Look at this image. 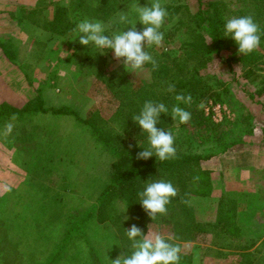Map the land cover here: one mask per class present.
<instances>
[{"label":"rangeland","instance_id":"374dc122","mask_svg":"<svg viewBox=\"0 0 264 264\" xmlns=\"http://www.w3.org/2000/svg\"><path fill=\"white\" fill-rule=\"evenodd\" d=\"M59 1L64 4L69 2ZM118 1L119 9L104 22L110 35L131 27L118 23L121 13H126L129 20L134 21L135 7L150 5L152 2ZM181 1L188 3L190 9L196 11L197 3L194 0ZM48 2L49 0H39L32 5L41 7ZM162 2L165 4L166 1ZM262 3V0H209L202 8H206L205 15H211L217 10L224 23L231 17L246 16L261 10ZM239 9L248 12L244 15L235 13ZM22 10L11 0H0V103L20 106L30 100H41L45 107L64 103L81 116L88 115L92 110L96 111L105 129L121 131V120L114 114L118 109V99L112 97L96 76L97 64L91 65L83 50L73 48L76 33L56 34L31 24L23 18ZM177 16L178 14L169 21L172 23ZM255 22L259 25V21ZM136 28H143L138 20ZM223 34L224 32L222 36ZM204 37L210 51L200 73L207 77L211 88L202 97L198 95L195 102L192 100L190 105L186 104V110L191 112V120L187 124L173 121L177 152L184 150L189 144L192 154L203 157L199 161H191L189 167L196 169L200 166L199 169L204 171L205 177L202 181L210 184L211 188L203 196H189L191 213L187 212L185 221L194 229L196 237L193 240L178 239L175 232L180 236L186 235L182 228L178 231L173 229L171 223L155 219L143 223V232H159L166 237H173L171 242L181 247V258H187L185 264H239L240 251L243 249L256 254L253 261L257 262L264 255V244L260 243L264 238V91L257 93L263 84L260 78L264 75V41L256 49V61L250 64L249 59H253L252 57H230L231 52L236 50L228 44L230 36L224 37L218 47L206 32ZM194 38L193 32L183 27L176 32L171 43L146 47V51L153 55L161 50L178 48L183 40ZM98 50L103 52L106 59L105 64L100 66L103 69L102 74L114 75L117 81L124 77L134 83L149 81L151 67L148 64L133 73L123 65L122 60L113 58L111 49ZM6 52L15 56L16 63L6 58ZM250 67L261 77L252 80V76H246L245 72ZM48 113L29 117L38 125L36 139L23 144L32 147L29 152L39 162L37 170H42L50 183L55 182L53 184L58 190L57 198L71 196L76 199L68 207L63 208V202L58 204L56 200L52 208H47L44 212L33 208L28 214L18 203L11 202L7 207L0 204V264H36L50 255L57 248L65 216L79 206L87 207L96 202L114 160L109 152L90 137L89 127L80 124L74 116ZM26 122L25 119L21 124L25 125ZM130 140L129 137L127 142ZM76 143H81L84 157L62 160L64 167L69 166L66 170L67 182L63 183L61 170L56 169L60 166V161L55 160L62 155V148ZM16 144L20 145V142ZM96 148L100 150L99 154L96 152L92 156L91 152L96 151ZM18 150L15 147H6L0 139V194L7 191L5 188L19 186L18 181L14 180L17 177L15 173L18 172L16 163L21 169L23 164L19 162L23 163L24 160H29L34 165L32 158H28L29 152L20 153ZM11 155L13 163L10 161ZM77 155H80L79 151ZM1 160L6 162L3 164ZM98 168H101V176L93 178L98 171L93 172ZM23 170L21 177L24 175ZM2 172L7 175L3 177ZM2 177L7 179L3 180ZM66 184L69 188H66ZM190 185L196 187L193 182ZM221 196L232 201L228 214L234 225L228 228L226 234L218 232V227L211 225L217 223L216 210ZM205 197L210 202L214 200L215 209L209 207ZM33 199L34 197L31 201ZM115 206L122 219L125 216L129 218L127 209L121 213L125 207L123 201H117ZM25 207L27 210V204ZM22 219V224L27 221L31 226L15 225ZM34 223L46 230L36 233L33 230ZM199 223L210 224L204 226L208 232L199 231ZM29 228L32 230L28 232ZM116 229L110 218L104 221L93 220L86 229L92 247L85 246L82 238L72 240L58 264H99V261L104 264L103 258L113 256L115 251L116 244L110 243L106 238L109 235L114 236L121 253H124ZM37 235L42 237L38 242L47 240L50 243L49 246L43 244L45 249L41 253L32 246ZM27 245H30L31 251ZM94 254L95 257H92Z\"/></svg>","mask_w":264,"mask_h":264},{"label":"trees","instance_id":"16d2710c","mask_svg":"<svg viewBox=\"0 0 264 264\" xmlns=\"http://www.w3.org/2000/svg\"><path fill=\"white\" fill-rule=\"evenodd\" d=\"M11 1L23 9V18L31 24L40 26L56 34L76 33L77 37L73 48L83 50L91 65L97 64L98 72L96 76L104 83L112 97L118 99V109L114 114L121 120V131L114 132L104 128L99 115L93 110L88 115L81 116L73 108L64 103L49 107H45L41 100H30L20 106L6 102L0 103V139L6 147H15L17 150L20 149L18 150L20 153H27L29 145L26 144L30 140L36 139L35 132L38 128V125L32 122V117H29L34 114L49 112L53 115L74 116L80 124L89 127L88 133L90 137L114 157V160L110 164L108 177L101 186L96 202L87 207L79 206L65 216L57 248L53 249L50 255L43 257L44 259L36 264H58L68 244L75 239L82 238L85 246L92 247L87 238V227H89L93 220L104 221L109 218L112 224L117 227L120 245H122L124 253L129 254L131 241L126 236V230L135 224L143 232V223L151 220L142 208L137 193L143 190L147 182L155 180L171 181L173 186L178 189L177 197L173 198L171 203L167 205V214L164 216L158 215L155 220L171 223L173 229L178 231L182 228L186 235L180 236L175 232L176 238L193 240L196 237V232H193L194 229H191V225L185 221L187 212L191 213L189 196L191 194L203 196L208 194L211 188L209 187L210 184L202 181L205 177L204 171L199 169L200 166L193 169L189 167V163L191 161H199L203 157L200 154H192L189 151V144H187L184 150L177 152L174 159L160 161L155 156L146 160L137 159V153L148 147V134L141 131L140 126L132 120V117L140 112L142 105L147 100L163 102L168 106L169 111H171L172 106L177 104V101L174 99L176 94H190L193 102H195L198 95L202 97L211 88L207 77H203L200 69L205 67L210 51L204 37V32L212 38L217 47L225 37L222 36L225 22L223 23L220 20L219 12L216 10L211 15H205L206 8H202V6L207 5L209 0H194L197 3L196 11L191 10L189 4L181 0H164L166 1L164 6L169 15L162 28V31H164L163 43H171L174 40L176 32L183 27L191 30L195 38L194 40H183L178 48H170L154 53L152 56L157 61L158 66L153 69L152 65L148 64L151 67L149 81L134 83L127 77L117 81L114 75L102 74L103 69L100 66L105 64V57L94 45H81L78 42L79 34L75 31L76 25L85 19L99 20L104 23L119 9L120 4L118 0H69L67 4L61 3L59 0H49L47 4L41 7L32 5L34 1L36 3L39 0ZM262 1L261 10L248 14L253 17L254 21H259L260 44L264 41V0ZM124 2L128 3L129 0H124ZM28 5L30 6L28 7ZM246 12L248 11L243 9L235 11V13L242 15ZM176 14H178V18L171 23L169 20L173 19ZM106 34L110 35L108 29ZM228 44L236 49L231 52L230 57L241 56L237 51L238 45L231 37L228 38ZM3 51L5 50L3 49ZM256 51L246 55L253 58L249 59L250 64L256 61ZM5 56L12 63H16L13 54L6 52ZM245 73L246 76H252L250 78L252 80L261 77L251 67ZM260 80L263 84L257 93L264 91V75ZM168 84L175 85L176 91L174 93L166 90ZM179 106L184 109L188 108L183 103ZM13 114L17 117L15 121H12L15 127L10 135L5 136L2 134L4 126L10 122ZM25 119L27 121L25 125L21 124ZM159 119L157 127L175 133L174 120H172L170 114L166 115L162 113ZM129 137L131 140L127 142ZM19 142L20 145H17L16 143ZM99 151L96 148V151H92L91 155L95 156L96 152L99 154ZM30 156H32L31 153ZM60 160L61 158L59 157ZM100 169L94 170L93 173L96 171L98 173L94 174L93 178L95 176L100 178ZM190 182L195 183L196 187L190 185ZM119 200L123 201L124 205L127 206V210L130 213L128 219H122L120 214L115 210V203ZM231 203V200L223 198V196L219 199L215 218L217 223L211 225L218 227V232L220 233H228V228L234 225L231 216L228 214L232 208ZM179 215L180 217H178ZM205 225L210 224H197L198 230L208 232L204 227ZM260 243L264 244V238ZM254 256L256 254L250 250L246 251V249H243V251H240L239 264H264V255L257 262L253 261ZM92 257H95V254ZM186 261L187 258H181L180 264H185L184 262Z\"/></svg>","mask_w":264,"mask_h":264},{"label":"clouds","instance_id":"9594fccd","mask_svg":"<svg viewBox=\"0 0 264 264\" xmlns=\"http://www.w3.org/2000/svg\"><path fill=\"white\" fill-rule=\"evenodd\" d=\"M67 2V0H66ZM136 19L129 20L126 13H121L118 23L131 25L126 31H118L112 35L106 34L107 27L102 21L85 19L76 25L75 31L78 35V42L81 45H94L98 49H111L113 58L121 61L131 72L141 70L146 64H151L155 69L157 61L146 51L153 46L159 47L164 41V31L166 18L169 13L162 0H152L150 5L136 6ZM139 21L143 28L137 30L136 21ZM225 37H231L238 45V53L248 55L255 51L261 42L260 27L251 15L231 17L224 24ZM103 53V52H102ZM168 92L174 93L175 85L168 84ZM174 99L177 104L169 111L168 106L163 102L147 100L142 105L140 112L132 117L142 132L148 134V147L137 153V159H148L155 156L160 161L174 159L177 154L175 147V136L171 131L157 127L160 115L170 114L172 120L179 124H187L191 120V112L179 105L181 103L190 105L192 97L190 94H176ZM17 117L15 114L6 123L3 135L7 136L13 132L15 127L12 121ZM139 202L152 219L158 215L164 216L168 212L167 205L178 195L177 189L171 181L155 180L147 182L142 191L137 193ZM125 206L121 213L125 212ZM124 219H128L127 216ZM126 236L131 241L130 254L121 253L111 264H180L181 247L172 243L173 237L164 236L159 232H142L133 224L126 230Z\"/></svg>","mask_w":264,"mask_h":264},{"label":"crops","instance_id":"0c3cea01","mask_svg":"<svg viewBox=\"0 0 264 264\" xmlns=\"http://www.w3.org/2000/svg\"><path fill=\"white\" fill-rule=\"evenodd\" d=\"M30 148H32L31 146H29ZM28 147L29 150H31ZM78 147V149H77ZM61 149V148H60ZM8 150V149H7ZM62 151V155H59V157L61 158L60 160V166H59V162H58V166L56 167V169H60L61 170V178L63 179V183L67 182V172L66 170L69 168L68 167H64V163H63V159L66 158H73V157H84L83 154V150L81 148V143L80 145L78 143H76L75 145H70L69 147L60 150ZM79 151L80 155H77V152ZM29 152V151H28ZM76 154V155H75ZM28 158H32V156H30V152L28 153ZM12 159V155L10 156V161L11 163H13ZM34 163V165L32 164V162H30L29 160H24L23 163L19 162V164H23V173L24 175L21 177V168L20 166L16 163L15 167L18 168V172H13L15 173V175L17 176L14 180L18 181L19 186L17 185V187H9V188H5L7 189V191H2L0 194V204H2L3 206H8V204H10L11 202L13 203H18L20 204L23 208H24V212H28L30 210H32L33 208H39L40 210H42L44 212L45 209L47 208H52L53 206V202L54 201H58V204L63 202V208L64 207H68L70 202L76 198H72L71 196H65V197H59V199L57 198V189H55V182H49V180L47 179V176L45 174H43L42 170H37V167L39 165V162L36 158H32L31 159ZM2 163L4 164L6 162V160H1ZM59 161V158H56L55 162ZM57 164V163H56ZM71 166V164H70ZM14 169H16L14 166H12ZM20 169V170H19ZM64 170V171H63ZM18 173V174H17ZM2 174H4L2 172ZM5 175H7L6 173L4 174L3 177H5ZM3 180H6L7 178H3ZM68 187V184H66ZM60 188V187H59ZM70 192V191H69ZM82 196V195H80ZM34 197L33 201H31V198ZM199 197V196H198ZM208 201V205L210 208H214V200L213 201H209L208 197H205ZM82 200V198H80ZM80 200V201H81ZM28 201V202H27ZM79 201V202H80ZM25 204H27L28 209L26 210ZM215 209V208H214ZM198 211V210H197ZM197 214V212H196ZM22 220L17 221L15 223V225L22 227L23 225L26 224V226H31L29 223L25 221L24 224H22ZM46 228H42L41 226H38L37 224H33V230L38 233L39 231L43 230ZM32 230V229H28V232ZM42 237H40V235L36 236V239H34V243H33V248L38 250V253H41L45 247L43 246V244H47L48 246L50 245L49 242H47V240H44L42 242H38V239H40ZM106 238L109 239L110 243H114L115 245V251L113 256L111 257H104L103 258V263L107 264L110 259H115L117 255L121 254V248L119 246V244L117 243V241L114 239V236H107ZM195 243V242H194ZM28 249L30 250V245H27ZM31 251V250H30ZM111 264V263H109Z\"/></svg>","mask_w":264,"mask_h":264}]
</instances>
